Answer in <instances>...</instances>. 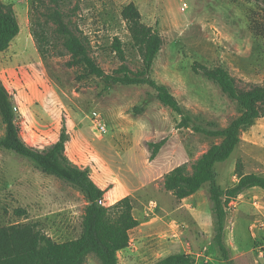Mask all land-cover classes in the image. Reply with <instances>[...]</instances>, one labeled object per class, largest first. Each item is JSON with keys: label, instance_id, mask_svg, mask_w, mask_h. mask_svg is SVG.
I'll list each match as a JSON object with an SVG mask.
<instances>
[{"label": "rangeland", "instance_id": "rangeland-1", "mask_svg": "<svg viewBox=\"0 0 264 264\" xmlns=\"http://www.w3.org/2000/svg\"><path fill=\"white\" fill-rule=\"evenodd\" d=\"M0 1L13 5L21 26L11 48L0 54V77L12 96L23 140L34 148L46 149L65 134L66 155L70 160L75 157L86 166L93 179L110 191L109 198L130 196L135 216L145 224L143 238L133 236L130 247L119 254V264H155L172 254L189 251L193 252L196 264H264V249L260 252L264 242L257 237L258 231L253 234L251 229L254 220L245 225L234 204L228 210L229 229L224 234L228 258L217 250L210 221L209 184L196 199L185 203L164 187L166 174L181 165L192 172L196 161L222 141L194 128L223 130L243 111L201 70L195 73L194 65L209 70L225 69L242 90L264 84L261 2H67L66 11L72 14L74 26L90 41L92 57L109 74L122 64L112 49L115 38L124 45L130 69H142V56L121 17L126 6L137 7L142 22L162 36L164 45L155 60L152 77L169 88L184 115L190 118V128H181L182 117L163 106L149 86L107 85L101 79L87 76L83 67L70 66L72 56L56 35L55 26L42 15L43 7L36 12L33 0ZM38 23L43 26L38 27ZM42 29L47 39L40 47L33 32ZM94 112L103 115L106 134L94 128ZM4 135L0 115V137ZM244 141L226 162L216 166L217 182L222 188L236 184L239 160L245 173L264 172V147H249L250 143ZM161 142L163 147L151 159L148 144ZM151 202H157V207L153 208ZM109 203L105 200L104 204L108 207ZM182 203L199 211L204 221L202 227L179 209ZM87 205L84 195L75 187L43 173L28 159L0 150V227L37 224L54 241L63 243L83 234ZM18 210L25 214L16 213ZM239 221L242 223L238 226ZM202 254L206 259L201 258ZM84 264L101 261L90 254Z\"/></svg>", "mask_w": 264, "mask_h": 264}, {"label": "trees", "instance_id": "trees-1", "mask_svg": "<svg viewBox=\"0 0 264 264\" xmlns=\"http://www.w3.org/2000/svg\"><path fill=\"white\" fill-rule=\"evenodd\" d=\"M69 0H33V8L37 12L44 8L42 15L47 23L55 26V33L61 39L63 47L72 56L70 66H81L87 76L101 79L107 85L149 86L156 93V99L165 107L182 117L181 128H190V118L184 115L177 98L165 85L159 84L153 77L155 60L164 45L160 33L142 22L140 11L134 4L126 6L121 17L127 22V28L134 45L142 56V69L133 71L127 65L124 45L115 38L112 49L122 62L113 73H107L91 55L90 41L73 22L72 14L66 11ZM261 2L264 0H245ZM77 8H74V13ZM41 27L40 23L37 24ZM21 26L13 5L0 1V54L11 47L19 36ZM44 35V37H43ZM34 38L40 47L47 38L44 29L34 30ZM195 73L201 72L214 81L231 99L242 108L241 115L223 130H205L194 128L222 141L212 145L193 165L190 172L186 165H181L164 177V187L179 201L197 194L209 184L210 201L214 219L213 243L225 259L228 250L224 242L228 210L232 202L252 188L264 190V176L243 171L242 161L236 165L239 181L232 187L223 189L217 182L216 166L226 162L236 151L241 135L245 129L264 118V84L242 90L236 80L225 70H209L207 67L194 65ZM0 115L5 125V135L0 137V150L12 152L28 159L43 173L54 176L78 189L85 197L88 205L83 219L81 237L58 243L38 229L37 224H14L0 227V264H84L90 254H95L101 264H119V253L130 247L131 232L140 226L135 216L134 201L127 196L117 203L106 206V190L101 189L93 180L88 168L74 164L66 155L65 134L57 142L46 149H37L27 144L22 136L14 111L12 96L0 77ZM164 142L149 143L152 149L151 159H155ZM25 214L24 211H16ZM155 264H196L193 256L185 253L172 254Z\"/></svg>", "mask_w": 264, "mask_h": 264}, {"label": "crops", "instance_id": "crops-1", "mask_svg": "<svg viewBox=\"0 0 264 264\" xmlns=\"http://www.w3.org/2000/svg\"><path fill=\"white\" fill-rule=\"evenodd\" d=\"M244 140H246V142L250 143V144H248L249 147H251L252 145L257 146V147H264V118H261L258 121H256V123L253 126L249 127L247 129V131L244 132V136L241 138V142H240L239 146L241 144H243V142H245ZM239 146H238V148H239ZM84 152L85 151L82 150V154H84ZM71 160L75 164H77L79 167L87 168L86 166L82 165L78 161L77 158L73 157V158H71ZM246 174H250V173H246ZM259 175L264 176V172L260 173ZM91 176H92V174H91ZM92 178H93V176H92ZM94 181L101 189L107 191V187H103L97 180H94ZM217 181H218V179H217ZM238 181H239V179L237 180V182ZM237 182H236V184H237ZM223 189H225V188H223ZM199 192L190 198L182 200V202L183 203L192 202L194 199H196ZM109 194H110V191H107L105 194V200L110 201V203H109L110 205H113V204L117 203L118 201H120L121 199L125 198V197H121L119 199L113 200V199H111V197L110 198L108 197ZM183 203L180 205L179 209L183 210L185 214L192 217V220L194 222H196L197 225L202 227V224L204 221H203V217L200 216L199 211L193 209L191 207V205H188L187 203L186 204H183ZM233 204H234L235 208L237 207V209L235 210L237 213V216L242 218V219H245V221H246L245 225L251 224V222L253 220H254L253 222H256V221L264 222V190L263 189H261V188L249 189L246 192H244L242 195H240L239 198L235 202H232V205ZM184 207L185 208L187 207L188 210H184ZM210 221H211V226L213 227L214 220H213V214L212 213L210 215ZM241 223L242 222L239 221L238 226L241 225ZM144 225L145 224H140L139 227H137L136 229H134L131 232V243L133 241V236L139 240L143 238L142 235L144 233L143 232ZM228 227L229 226L227 225L226 229H225V233H227V230L229 229ZM212 231H213V228H212ZM256 231H258L257 237L259 236L260 240H263V242H264V229H257ZM254 233L255 232H253V234ZM262 246L264 247V245H262ZM126 250L121 251L119 254L124 253Z\"/></svg>", "mask_w": 264, "mask_h": 264}, {"label": "built area", "instance_id": "built-area-1", "mask_svg": "<svg viewBox=\"0 0 264 264\" xmlns=\"http://www.w3.org/2000/svg\"><path fill=\"white\" fill-rule=\"evenodd\" d=\"M92 123H93L94 128L100 134H106L107 133V126H106V123L104 121V117L100 112H94L92 114ZM151 205L153 206V208H156L157 202H151ZM251 229L253 230V232H254V230H257V229H264V222H261V221L254 222ZM261 249H262V251H260V252L262 254L264 248H261ZM187 254L193 256L192 251L187 252ZM201 258L206 259V255L202 254Z\"/></svg>", "mask_w": 264, "mask_h": 264}]
</instances>
